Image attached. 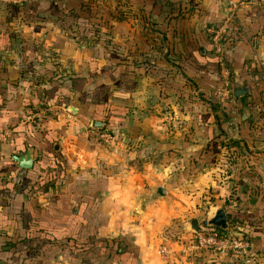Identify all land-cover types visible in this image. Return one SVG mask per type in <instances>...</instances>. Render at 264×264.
Segmentation results:
<instances>
[{"label":"crops","instance_id":"0c3cea01","mask_svg":"<svg viewBox=\"0 0 264 264\" xmlns=\"http://www.w3.org/2000/svg\"><path fill=\"white\" fill-rule=\"evenodd\" d=\"M132 1L151 27L144 43L122 51L113 34L107 47L97 39L68 38L62 27L51 26L44 2L31 10L39 20L22 26L15 23L21 9L9 11L0 4V132H11L0 157V264H102L61 249L68 240L80 251L77 241L98 245L118 238L124 239L121 253H134V264H235L186 258L187 244H172L162 234L170 211L155 218L141 212L138 219L129 211L146 202L149 209L163 205L164 189L173 193L168 197L176 209L181 201L188 211L208 198L200 199L207 188L228 193L229 188L264 187V134L258 137L253 128L264 130V0ZM222 24L229 30L227 79L208 33ZM237 80L250 89L247 96L235 97ZM227 81L232 105L214 103L210 97L223 92ZM195 82L205 94V108L192 104ZM106 104L107 118L98 113ZM179 112L185 113L181 127ZM94 121L105 128L91 129ZM109 127L120 129L108 131L115 142L98 148L99 135ZM92 136L97 150L77 146L79 138ZM212 138H218L219 166L202 167ZM256 146L263 149L252 152ZM234 147L246 152L223 168V152ZM29 154L33 168L25 170L15 157ZM84 156L91 159L89 167L80 163ZM249 197L241 205L244 216L252 218L245 220L246 231L257 225L251 241L258 264H264V218L254 217L264 201L258 194ZM222 202L209 203L205 218L214 206H222L227 217L232 214ZM181 222L168 224L179 232ZM164 242L171 250L162 257L158 245Z\"/></svg>","mask_w":264,"mask_h":264},{"label":"rangeland","instance_id":"374dc122","mask_svg":"<svg viewBox=\"0 0 264 264\" xmlns=\"http://www.w3.org/2000/svg\"><path fill=\"white\" fill-rule=\"evenodd\" d=\"M28 1L29 0H26V2H28ZM32 1H33V5L31 4V6H29V10L26 8V2H24L22 5H19V9H21V11L23 12L24 15H26L27 13L29 16L34 15L33 13L31 14V10H35L37 8V5H38L37 3H39V2L43 3L44 2L45 6H46V10H48V12H49L48 19H49V22L51 23V26L56 27L55 25H57V26L59 25L60 27H62V30H64L66 32V34L68 35V38H72V39L76 40V42H78V43L82 42V41H80V38L82 39L81 34L86 33V32L87 33L92 32V30H95V31H99L101 34H103L107 37L109 36L111 38V40L109 42H112L113 35H114L115 36L114 39H116V41H117V43H118V45L122 51L123 47L129 46V44L134 45V42H136V44L144 43L145 42L144 35L146 33H149V31L147 30V27L150 24L148 22H146V19H144V17L142 16V13H138V11L133 8V7H138V6L136 4H131L130 6H128V3L126 0H32ZM188 1H190V0H188ZM32 6H33V8H32ZM128 10H130V11L132 10V11H134V13L130 16L129 14H127ZM136 13H138V15H135ZM72 19L75 22H73ZM15 21H16L15 23L17 26H22V25H24V23H27L21 16H19L18 19ZM31 23H34V22L32 21ZM29 24L27 23L26 25H29ZM146 24H148V25H146ZM150 27L151 26H149L148 28H150ZM34 36H35L34 37L35 40L41 39V35L35 34ZM39 42L41 44V41H39ZM83 42H85V41L83 40ZM103 42L105 43L106 46H110V44L108 42H105V41H103ZM83 45L85 46L84 43H83ZM135 48H137V47H135ZM225 48H226V44H225ZM144 49H145V47H144ZM136 50L137 49H135V51ZM135 53H137V52H135ZM70 65L75 66L74 64H70ZM211 66H212L211 71L214 74H217L219 77V70H217L218 68L216 67V65L212 64ZM220 69H221V67H220ZM225 75H226V73H225ZM223 76H222V78H223ZM198 83L195 82V85H194L195 86V99L193 100L192 104L196 105V107L199 106V107L205 108L206 107L205 106L206 105V102H205L206 99L204 98L205 94L198 87V85H201ZM224 83H225V85L228 83L229 86L231 87L230 81H227V83L226 82H224ZM230 87H229V89L231 91ZM183 98H185V96H183ZM216 98H218V99H216ZM171 99L172 98L169 99V102ZM210 99L214 103H221L223 105H229V106L232 105L231 103L233 102L232 98L230 96L223 100L222 98H219L216 94H212ZM201 103H202V105H200ZM105 108L108 109L107 104L105 106H103L102 109L100 108V111H98V113L104 115L105 118H107L106 111L105 112L103 111ZM202 108H201V110H202ZM108 111H109V109H108ZM196 113L193 112V115L196 116ZM184 114H185L184 112H179V114H178L177 122L179 124H177V125L180 127L183 126L182 124L184 122ZM88 116H91V114H89ZM198 117L199 116H196V119H198ZM202 118H203L202 116L199 117L200 123H202ZM109 126H110V124H109ZM110 127L106 131L101 132V134L99 135V138L96 141V143H98V145H97L98 148L110 146V144L114 143L116 140V137H115V138H113L112 141L110 140L109 142H104L101 139V135L103 133H110L108 131L112 132V130H115V129H117L116 131H118V130L122 129L123 125H121V124L119 125V128L121 127L120 129H118V128L113 129L112 128V130H111ZM183 128H181L180 132L183 131ZM253 128H254L255 133L258 132V134H257L258 137L262 136L264 134L263 129L258 130V128L257 129H255V127H253ZM218 133H219V131H217L216 135H218ZM111 135L113 136V134H111ZM178 135H180V134H178ZM214 139L218 140V138H214ZM88 142H89V144H88ZM94 143L92 140H90V139L84 140V138H79L76 142L78 147L86 148V150H87V148H89L88 151L97 150V149H94L97 147V146H95ZM216 144H217V149L219 152L217 154H215L214 157L213 156L210 157V162H213V164H210L211 167L214 164H215V166H219L217 164L220 163V161H217L218 156L220 155V147L218 146L219 145L218 142ZM211 146H212V144L209 143L208 148ZM262 146H264V144ZM262 149L263 148H258L256 146L252 152H254L256 150L261 151ZM244 152H246L245 149L244 150H238V148L236 149L235 147H234V149L228 148L227 150H225V152H223L224 154H226L225 155L226 160H223L221 162V166H223V168L228 167L227 164L230 163L231 161H236L237 159L238 160L241 159V157H242L241 154ZM221 156H222V154H221ZM79 160H80V163H82L83 167H89L90 166L91 159L89 157L85 158V156H84L83 159H79ZM202 161L203 160L200 159L201 166L203 165ZM202 167H204V166H202ZM88 169H90V168H88ZM200 178H202V177H200ZM239 188L240 189L234 188L235 191H234V189L230 190V188H229L228 193L227 192L226 193H219V190H217V188H214L215 191H217V192L210 193V190L207 188L206 193H203V196L200 199L202 200L203 198L208 197V198H210L209 201L207 198V199L203 200V204H200L199 206H195L194 208H192V210L190 209L188 211H183L184 209L181 206V201L179 202L178 206L175 205L178 208V209H176L172 205L173 203L171 202V200L168 197V195L173 197V193H171V192L167 193V190L164 189V191H163V202H162L163 205L156 207V208H150L149 209L148 208L149 202H146V206H143V208L131 209L129 212L131 213L132 217H134L135 219H138V218H140V214H142V213H146L151 218H155V217H158V213H162L163 216H166V215H168V213L170 211L172 213V216H168L167 217L168 220L166 222H164L165 226L161 230L162 234L164 235V237L172 239L170 241V243L178 245V246H184L185 243L186 244L188 243V241L191 237L190 235L192 234V232L190 230L191 227L189 226L190 225L189 223H191V221L195 220V219H199V220L204 219L205 213L207 212L210 204H215L216 201H219L220 199L221 200L225 199L226 203L222 202L223 203L222 205L225 204V207L227 209H229L235 217L238 218L240 216H244V213H243L244 209L241 208L242 203L248 204V203H245V199L250 198L251 196L249 197V195H254L257 193L252 194V191L248 188H246V189L242 188V187H239ZM210 195H211V197H210ZM222 195H224V196H222ZM229 195H233V196L229 197ZM160 209H162V212H160ZM181 211H183V212H181ZM243 218L248 219L250 217L245 215V217H243ZM244 219L238 218L239 221H237L233 224L232 229L234 232H237L241 235H244L246 230L249 228L247 226L248 225L246 222L247 220L245 221ZM180 220L183 221V222H181V224L183 226L179 232L175 231V229L173 228V225L171 223L168 224L169 221H171L172 223H175L176 221L178 222ZM151 223H154V221ZM203 228L205 229V227H203ZM203 228L200 227L199 230L200 229L204 230ZM241 228H243V229L241 230ZM257 229H258L257 226L253 227V229H250V230H252V233H251V231L249 232V235L251 234L250 235L251 239L253 238V236H252L253 231L255 230L254 232L257 233V231H256ZM186 239H188V240H186ZM170 243L164 242V243L158 245V249L160 250L159 252H160L162 257L164 256V253H162V249L166 248L168 250H171V244ZM167 245L170 246V248ZM253 249H254V252L256 255H255L254 260L251 263L252 264H258V262H257L258 252L255 251L256 249L254 248V245H253ZM193 255H195V256H193ZM185 256H186V258L188 257L190 259L195 258L196 256L197 257L203 256L205 259H207V257L208 258L212 257V258L217 259V260L220 259L223 262H228L231 259V261L232 260L235 261V264H245V263L238 261V260H235L229 256H219L218 254H216L214 252H203V253L193 254V253H189L187 251V255H185Z\"/></svg>","mask_w":264,"mask_h":264},{"label":"built area","instance_id":"2783aa9c","mask_svg":"<svg viewBox=\"0 0 264 264\" xmlns=\"http://www.w3.org/2000/svg\"><path fill=\"white\" fill-rule=\"evenodd\" d=\"M24 2H26V0H0L1 6L6 8L10 6L22 5ZM228 31V27L225 24H222L220 27H212L208 29V33L211 36V46L213 52L218 57V64L221 67L223 75L226 79L228 78V72L224 50ZM229 87L230 86L227 83L224 87V91L217 96L223 100L229 96L232 98L233 93L230 91ZM10 138V131L0 132V157L2 156V146L7 143ZM101 139L104 142H109L110 140H113V136L110 133H103L101 135ZM186 249L189 253L193 254L214 252L219 256H229L245 264H252L251 262L254 260L256 255L252 242L244 235L234 232L231 227H229L227 232L212 228H205L204 230L200 229L198 232L191 234ZM162 253L167 255L168 249H162Z\"/></svg>","mask_w":264,"mask_h":264},{"label":"trees","instance_id":"16d2710c","mask_svg":"<svg viewBox=\"0 0 264 264\" xmlns=\"http://www.w3.org/2000/svg\"><path fill=\"white\" fill-rule=\"evenodd\" d=\"M126 1L128 3V6L133 4L132 0H126ZM4 9L9 10V11L19 10V6H10L8 8L4 7ZM129 12H130V10L127 11V14H129ZM19 16H21L26 22H29V21L35 22V21L39 20L38 17L27 16V15H24L23 13H19ZM72 21H73V19H72ZM73 22H75V21H73ZM81 36H82V39L80 38V41H82L83 39H97L100 44L104 45V47H107V46L105 45V43L103 41L109 42L111 40V38L109 36L107 37V36L101 34L99 31H95V30H92V32L83 33V34H81ZM67 95L69 96L70 99L74 98V96L71 95L69 92ZM70 99H68V100L71 101ZM101 120H103V122H105L109 126V124L105 121V119L102 118ZM217 121H218L217 118H214L212 120V122H217ZM90 140H92V141L95 140V137L94 136L90 137ZM210 143L212 144V146L209 147L208 150L206 151V156H207L208 161L207 162L202 161V164H203L202 166H204V167L210 166V164H213V162H210V157H212V156L214 157V155L219 152L217 149V144L215 143V140L213 138L210 139ZM202 160H203V158H202ZM253 193H257L259 195L260 199H262L264 201V187L255 188L252 191V194ZM243 217H245V216H240L238 218L244 219ZM254 217L255 218H264V208L262 207V209H260V211H258L256 214H254ZM238 218L235 217L233 214H228L229 227L232 228L233 224L240 220V219L238 220ZM244 220L249 221L250 219L245 218ZM84 224H86V223H84ZM258 226H260V225H258ZM259 235L262 236L261 233H259ZM244 236L247 237L250 241L252 240L248 231H246L244 233ZM262 238L264 239V236ZM71 240L75 241L77 239H71ZM84 241L85 242H82L80 244L77 241L76 246L82 245L80 247V251H79V248H77V247L73 248L74 247V245H72L73 242H72V244H70L69 240H68V246L65 249H61V250H67L68 253H70V255H72V256H75L76 254L85 255L84 260H87L90 263L91 262L97 263L99 261L102 264H110L111 262L113 263L116 261H124V262H127L128 264L129 263L130 264L135 263L133 252H129V251L125 252V253L120 252L121 244L124 241L123 238H118L115 240H102V241H100V243L98 245L97 244L90 245L89 243L86 242V240H84ZM96 249H100L99 253L96 252ZM262 249L259 250L260 253L262 252ZM263 251H264V249H263ZM91 253H93L94 255H91Z\"/></svg>","mask_w":264,"mask_h":264},{"label":"water","instance_id":"95a60500","mask_svg":"<svg viewBox=\"0 0 264 264\" xmlns=\"http://www.w3.org/2000/svg\"><path fill=\"white\" fill-rule=\"evenodd\" d=\"M236 87V98L245 97L250 93V89L248 87H243L242 83L238 80L236 81ZM247 118L248 109L247 106H244L243 120H246ZM90 127L93 130H103L105 128V124L94 121L93 123H91ZM15 161L19 164L21 168L25 170L33 168V161L30 157V154L26 157H15ZM200 227L212 228L227 232L229 230V223L225 209L222 206H214L205 219L200 222L197 220H193L191 222L190 230L195 233L199 231Z\"/></svg>","mask_w":264,"mask_h":264}]
</instances>
